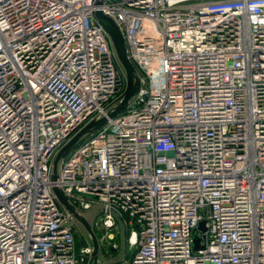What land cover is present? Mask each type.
<instances>
[{
  "label": "built area",
  "instance_id": "1",
  "mask_svg": "<svg viewBox=\"0 0 264 264\" xmlns=\"http://www.w3.org/2000/svg\"><path fill=\"white\" fill-rule=\"evenodd\" d=\"M96 2L0 0V264H89L54 184L104 206V258L115 210L133 250L120 264H264V0ZM96 10L142 88L53 183L57 151L127 87Z\"/></svg>",
  "mask_w": 264,
  "mask_h": 264
},
{
  "label": "water",
  "instance_id": "2",
  "mask_svg": "<svg viewBox=\"0 0 264 264\" xmlns=\"http://www.w3.org/2000/svg\"><path fill=\"white\" fill-rule=\"evenodd\" d=\"M104 1L105 0H97L96 4L100 6ZM94 16L98 24L104 29L111 40L116 62L125 75L127 87L119 98L105 108L104 112L96 115L57 151L51 162V181L53 183L59 180L61 163L69 156L73 149L104 127L109 119H113L126 111L139 95L142 88L141 76L128 57L126 40L119 25L113 18L106 15L101 10H96ZM52 192L69 217L77 224L82 232L89 237L93 247L89 264H118L122 260L119 256L113 259L102 257L101 245L93 228L96 217L106 212L104 206L96 205L91 210L81 211L71 203L69 196L61 187L54 184L52 186ZM110 212L115 216L121 226L122 248L120 255L123 256L128 252L129 233L126 220L117 211L111 210ZM204 229V224H201L200 230ZM199 242L200 239L196 237V249L200 247Z\"/></svg>",
  "mask_w": 264,
  "mask_h": 264
},
{
  "label": "rangeland",
  "instance_id": "3",
  "mask_svg": "<svg viewBox=\"0 0 264 264\" xmlns=\"http://www.w3.org/2000/svg\"><path fill=\"white\" fill-rule=\"evenodd\" d=\"M81 234H82L81 242L85 243L87 240L90 241L89 237H87L83 232ZM107 243H108V241H107ZM121 248H122V242L120 243L118 250H115L114 248L111 247V249L109 250L110 254H108V256H110V257H107V258L113 259V258H116L118 256L121 257L122 260L118 264H120L123 261H125L126 259H128V257L130 256V254L133 250L128 248V252L126 253V255L122 256V255H120L121 254Z\"/></svg>",
  "mask_w": 264,
  "mask_h": 264
},
{
  "label": "bare ground",
  "instance_id": "4",
  "mask_svg": "<svg viewBox=\"0 0 264 264\" xmlns=\"http://www.w3.org/2000/svg\"><path fill=\"white\" fill-rule=\"evenodd\" d=\"M130 238H131V242H132V243H135L136 236H135V235H131V237H130Z\"/></svg>",
  "mask_w": 264,
  "mask_h": 264
}]
</instances>
